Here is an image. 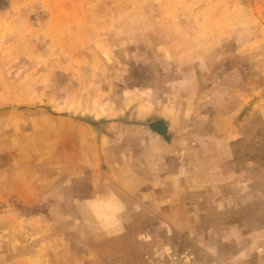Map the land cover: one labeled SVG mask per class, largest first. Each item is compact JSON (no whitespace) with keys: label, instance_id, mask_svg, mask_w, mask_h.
I'll list each match as a JSON object with an SVG mask.
<instances>
[{"label":"rangeland","instance_id":"1","mask_svg":"<svg viewBox=\"0 0 264 264\" xmlns=\"http://www.w3.org/2000/svg\"><path fill=\"white\" fill-rule=\"evenodd\" d=\"M0 264H264V0H0Z\"/></svg>","mask_w":264,"mask_h":264},{"label":"crops","instance_id":"2","mask_svg":"<svg viewBox=\"0 0 264 264\" xmlns=\"http://www.w3.org/2000/svg\"><path fill=\"white\" fill-rule=\"evenodd\" d=\"M157 121H163L164 123H165V126H166V128H167V133H168V135H170V141H171V134H172V129H171V127L169 126V124H168V122H167V120L165 119V118H159V119H155V120H151V121H149V122H157ZM148 122V123H149ZM147 123V124H148ZM149 128V127H148ZM150 129V128H149ZM151 130V132L152 133H155L156 135H158L159 137H162L165 141H167V139H165L163 136H161V135H159L158 133H156L155 131H153L152 129H150ZM208 177V176H207ZM232 179V178H231ZM231 179L230 178H224V179H221V180H219V181H217V182H211V183H213L212 185L213 186H215V185H218V186H220V185H223V184H229V185H231L232 184V182H231ZM233 181H234V179H233ZM204 186V185H207L206 184V182H205V184H201V186Z\"/></svg>","mask_w":264,"mask_h":264},{"label":"trees","instance_id":"3","mask_svg":"<svg viewBox=\"0 0 264 264\" xmlns=\"http://www.w3.org/2000/svg\"><path fill=\"white\" fill-rule=\"evenodd\" d=\"M147 126L159 135L163 136L165 139H167V141L170 140V135H168L167 128L163 121L149 122Z\"/></svg>","mask_w":264,"mask_h":264}]
</instances>
